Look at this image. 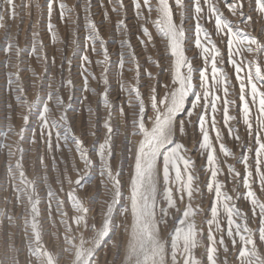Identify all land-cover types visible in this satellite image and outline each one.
<instances>
[{
  "label": "snow or ice",
  "instance_id": "6c2138e0",
  "mask_svg": "<svg viewBox=\"0 0 264 264\" xmlns=\"http://www.w3.org/2000/svg\"><path fill=\"white\" fill-rule=\"evenodd\" d=\"M108 4L113 13L122 17L116 27L125 37L129 10L142 22L140 32L143 38L140 44L145 48L154 46L155 37L148 27L152 24L171 61L170 83L162 85L163 94L159 87L150 85L146 99L139 83L141 65L138 55L130 39L121 41V47L128 51L127 59L125 53L120 55L118 72L122 77L125 64L132 65L127 70L135 73L136 83L126 89L125 103L132 109L130 121L123 106L119 108V117L124 118L126 132L130 127V135L140 137L134 152L131 146L127 148L128 159L132 161L127 203H121L124 200L121 173L114 172L112 167L115 156L113 137L116 132L112 126V105L108 98L110 56L96 23L88 18L84 54L80 57L84 91H89V78L98 79L105 86L102 93L103 107L109 110L103 124L105 136L98 147L94 146L90 151L84 140L73 133L67 114L69 105L65 104L60 87L55 91L50 90L46 97L37 93L36 99L29 101L19 75L23 69L12 65L18 70L10 74L8 83L16 84L10 91L17 93L15 100L23 110L18 116L23 123L18 131L14 127L0 130V136L4 138L9 133L18 137L13 142L14 148L12 144H0V149H7V157H16V163L8 164L7 167L9 186L15 194L16 206L26 203L27 207L18 217L6 211L4 221H0V226L4 228H19L25 240L24 249L18 248L15 234L7 232L5 260L8 264H20L21 251L26 250L28 264H32L33 259L35 264H58L59 261V257L41 242V198L37 181L28 180L23 168L25 134L29 130L30 119L34 118L40 139L48 151L53 150L54 139L57 150L60 142L66 147L74 145V152L85 170L94 167L92 154L95 153L99 161L101 184L106 188L111 186L109 190L112 195L106 202V211L102 214L99 228L94 223L88 224L91 209L75 191L67 194L74 213L69 217L64 209L65 201L49 188V218L52 201L55 200L56 212L61 217L59 223L66 232L63 240L75 249L72 264H99L98 252L117 229L124 227L116 222V217L129 215L131 225L125 252L128 264H229L230 256L233 257V264H264V200L254 190V185H258L259 191L264 193V39L252 34V26L261 22V34L264 35V0H130L128 4L125 0H108ZM100 5L104 7V0H100ZM80 6L90 15L91 0H83ZM45 8L48 31L55 43L56 33L52 24L54 11H59L63 21L75 14L76 5L69 7L62 0H45L43 5L40 0H20L19 4L16 0H0V28L5 29L7 36L10 22L19 19L22 24L25 16L31 22L34 14L42 18ZM107 17L108 12L105 10ZM38 23L39 19L36 21ZM36 24L31 26L35 27ZM189 33H192L191 43L198 50L191 58L186 54L189 51ZM33 36H39V32H34ZM77 43V40H73V44ZM97 44L103 55L102 60L95 62L101 68L99 78L90 71L93 61L87 54L89 50L95 53ZM43 48V42L37 43L34 39L30 54L38 60L47 61ZM13 49L19 58L22 50L18 44L9 42L3 50L11 57ZM38 51L43 54L37 56ZM197 59L201 61L199 68L194 65ZM68 63L71 66V60ZM156 66H159V62H156ZM144 75L156 79L151 72L145 71ZM72 85L71 79L66 84L61 82V87ZM120 89L125 91L122 80ZM91 91L95 92L94 89ZM71 100L69 96V104ZM50 104L59 110L58 117L52 116ZM8 107L12 109V105ZM233 107L238 109L237 115L230 114ZM149 110L151 115L148 114ZM217 113L221 115L220 120L217 119ZM240 123L246 133L243 140L236 127ZM188 127L197 128L200 135L197 150L206 160L200 170H197L196 162L182 142ZM224 130L228 138L240 145L239 157L226 146ZM36 135L37 128L33 127L27 142L36 144ZM128 143L131 144V141L128 140ZM218 151L225 158H233L236 163L221 161ZM40 163L44 164L43 157H40ZM236 164L242 165L243 173ZM73 170H76L75 165ZM199 171L208 177L203 185ZM16 173L19 176L18 183ZM40 179L47 181L48 177L45 175ZM64 180L73 183L67 170L63 179L58 180L61 191ZM228 181L234 184L230 190L232 194L226 190ZM80 183L79 179L75 181L76 185ZM241 186L245 190L243 194L239 193ZM206 193L211 196L207 209L203 206ZM241 198L250 204L251 215L238 206L237 201ZM6 202L11 203V200ZM118 205L120 207L117 210ZM197 217H203L200 223H197ZM170 220L172 228L166 233V238H162ZM253 221H256L255 228L250 226ZM73 225L76 230H81L78 236L74 233ZM83 231L92 232V236L86 238ZM125 231L128 229L125 228ZM203 239L207 240L205 254L203 258H197L195 250ZM221 253L223 259L220 258ZM0 264H4V261H0Z\"/></svg>",
  "mask_w": 264,
  "mask_h": 264
},
{
  "label": "rangeland",
  "instance_id": "374dc122",
  "mask_svg": "<svg viewBox=\"0 0 264 264\" xmlns=\"http://www.w3.org/2000/svg\"><path fill=\"white\" fill-rule=\"evenodd\" d=\"M19 4L20 0H16ZM45 0H40L43 5ZM69 7L76 5L75 14L69 16L65 20H61L59 16V11H54L52 16V24L54 25V31L56 33L55 43L52 41V37L48 31V18L46 8L44 9L43 17L40 18L37 14H34L31 18V22L27 16H25L23 23L21 24L19 19L10 22V29L6 36L5 29L0 28V130H7L8 127H14L16 131L22 126V121L19 119L18 114L23 110L18 106L15 96L17 93L10 91L16 87L15 82L9 85L8 80L10 74L17 72V67L12 65H18L20 71L19 75L23 82L24 88L26 89L27 99L33 101L36 99L37 93L42 97H46L47 93L55 91L60 87V94L63 96L66 105H69L68 116L72 125L73 133L84 140L85 146L89 147L90 151L94 146L98 147V143L102 142L105 136L106 129H104L103 124L105 119L108 117V109L103 107L102 93L104 92L105 86L98 82L97 80H92L89 78V91H84V81L81 76L83 69L81 68V55L84 54L85 49V37L87 35V19L91 18L97 25L100 36L106 42L110 56V68L108 72L109 79V103L112 105V126L116 132L113 137L114 140V151L115 156L112 159L113 171H119L121 173L120 179L122 182V192L124 200L122 204L127 203L128 195V182L130 178V173L132 171L131 164L132 161L128 159L127 148L132 147L133 152L135 151V144L140 139V137L130 135L131 129L126 132L124 124V118L119 117V108L124 107L125 113L129 115V121L131 118V111L126 100V89L127 86L133 85L135 81V73L130 72L127 69L132 67V65L126 63L123 75L118 72L117 65L120 59L121 53H125V58L127 59V48L121 47V41L125 38L130 39L132 47L135 49L139 63L141 65V79L139 83L142 85L141 92L145 94L147 99L148 86L154 85L160 88L161 94H163L162 85L165 83H170V64L171 61L165 51L164 45L161 39L157 36L155 28L152 24H149V30L153 32L155 37L154 46L149 45L147 48L140 44V39L142 35L140 32L141 21L137 20L131 10L128 12V18L126 20L127 24V37L121 34V30L116 27L117 22L122 18L112 12L111 6L108 4V0H104V7H101L100 0H91V13H86L80 4L83 0H62ZM125 3H130V0H125ZM105 10L108 12V17L105 18ZM154 18V16H153ZM37 19L39 23L36 24ZM179 18L177 17V20ZM231 19V17H230ZM255 19V17H254ZM235 22V21H234ZM36 24L35 27L31 26ZM191 26V22H189ZM241 27H244L241 25ZM254 31L253 35L258 38L264 39V35L261 34V22H257L252 26ZM252 30V29H248ZM39 32V36L34 38L33 33ZM38 43L43 42L44 48L43 53L47 54V61L44 59H37L36 56L30 54L33 42ZM190 42L188 44L189 51L186 53L190 58L193 57L198 51L195 49L194 45L191 43L192 33H189ZM73 40H77V44H73ZM18 44L19 48L22 50L19 58L15 55V49L11 57L6 55L4 48L7 43ZM97 51L93 53L91 50L88 51V55L93 64L90 66V71L99 78L101 74V68L96 66L95 62L103 59V55L100 52L99 44L96 45ZM43 53H37V56ZM75 54V55H74ZM71 60V66H69L68 61ZM7 61V66H6ZM54 61V62H53ZM156 62H159V66H156ZM195 67L199 68L201 66V61L199 59L194 61ZM231 71V69H228ZM145 71L151 72L153 77L156 79H149L144 75ZM33 72L35 75H33ZM14 79V78H13ZM71 79L73 82L72 87H61V82L65 84L67 80ZM121 80L125 83V91H121L120 83ZM157 80H159V85H157ZM49 83H51V89H49ZM94 89L95 92L91 90ZM69 96L72 100L69 104ZM87 97V99H85ZM234 97H229L232 99ZM239 103V101H237ZM8 105H12V109H9ZM52 108V116L58 117L59 110L54 107L53 104L49 105ZM91 109V111H89ZM238 109L233 107L230 110V114L237 115ZM151 115V111L148 112ZM11 117V119H9ZM184 118V117H181ZM221 115L217 113V119L220 120ZM195 120V118H193ZM235 124V122H233ZM37 128V143L29 144L27 139L31 137V129ZM236 127L239 129V134L243 139L246 138V133L242 123L237 124ZM95 133V135H93ZM225 143L226 146L235 153L236 157L241 155L240 145L234 142L231 138L227 137L226 130ZM126 135L131 144L126 140ZM214 137V133H212ZM26 140L23 144L25 149L23 155V168L25 176L28 180L37 181V190L41 198V242L42 244L51 252L59 257L58 264H72L74 260L75 249L70 248L67 245L63 237L66 234L65 228L59 223L60 216L56 212L55 200L52 201V214L51 219L48 214V199L47 193L49 188L51 191L57 194L59 199L65 201L64 209L68 212L69 217L73 216V210L71 207V201L67 199V194L70 191H75V194L88 206L91 211L88 213V224L93 223L97 228L102 224V214L106 211V202L111 198V188L110 185L107 188L101 184V177L99 175V161L95 153L92 154L94 160V167L85 170L84 165L79 161L78 155L74 152V145H68L67 147L60 142V148L57 150L55 148V139L53 140L54 147L52 151H48L46 145L41 141L39 135V129L36 120L30 119L29 130L25 134ZM200 139L198 129L195 127H188L187 134L183 137L182 142L189 149V155L196 162L197 170L201 169V166L206 163V160L199 151L197 150V144ZM18 137L12 133H9L7 138L0 136V144H12L15 147L14 141H17ZM218 148V145H217ZM72 149V150H70ZM218 157L221 161L226 163H236L233 158H225L223 154L219 153ZM19 153H17V157ZM40 157H43L44 164L41 165ZM16 157H7V149H0V221H4V213L7 211L13 216H20L27 207L26 203L23 206H16L15 194L12 188L9 186V173L7 171L8 164H15ZM73 165L75 169L73 170ZM239 171L243 173V167L240 164H236ZM67 170V175H70L72 184H69L67 180H64L62 185L63 190L61 191V184L58 180L63 179L65 171ZM15 172V169H14ZM47 176V181H43L40 178ZM201 177V182L208 179L203 171H199ZM17 183L19 182L18 173ZM80 180V185H76L75 181ZM220 179H224L223 176ZM237 183H240L237 181ZM234 187L231 181L226 182V190H230ZM254 190L257 191V195L264 200V193L259 191L258 185H254ZM244 189L241 186L239 188V193L243 194ZM230 194H232L230 192ZM11 200V203L6 201ZM211 200V196L205 194L203 200V206L205 209L208 208ZM199 201V197H197ZM238 206L242 211L247 212L251 215L250 204L243 200L237 201ZM120 205L117 206V210ZM203 217H197V223ZM116 222L124 225L116 230L115 234L111 236L105 246L98 252L99 264H128L126 258V247L129 240V232L131 225V216L127 217H116ZM6 223V222H5ZM251 227H256V221L250 224ZM74 233L78 236L81 230H76L73 225ZM125 228L128 231H125ZM172 228V221H169L168 228L164 230L162 238H166V233ZM7 232L14 233L15 244L18 248L24 249L25 240L24 234L19 228H4L0 226V261H4V264H8L5 260V247L8 241ZM83 235L86 238L92 236V232L83 231ZM78 242V241H77ZM207 244V240L203 239L201 245L195 250V255L197 258H203L205 254L204 245ZM116 245H119L117 247ZM67 249V250H65ZM26 250H22L19 260L20 264H28V260L25 255ZM220 258L223 259V253L220 254ZM32 264H35L33 259ZM229 264H233V257H229Z\"/></svg>",
  "mask_w": 264,
  "mask_h": 264
},
{
  "label": "bare ground",
  "instance_id": "6f19581e",
  "mask_svg": "<svg viewBox=\"0 0 264 264\" xmlns=\"http://www.w3.org/2000/svg\"><path fill=\"white\" fill-rule=\"evenodd\" d=\"M128 261V260H127Z\"/></svg>",
  "mask_w": 264,
  "mask_h": 264
}]
</instances>
